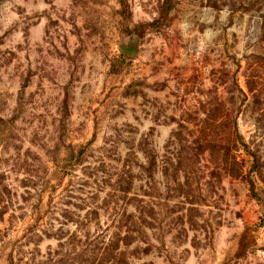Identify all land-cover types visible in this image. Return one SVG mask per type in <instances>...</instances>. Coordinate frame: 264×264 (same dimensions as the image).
<instances>
[{"label": "rangeland", "instance_id": "obj_1", "mask_svg": "<svg viewBox=\"0 0 264 264\" xmlns=\"http://www.w3.org/2000/svg\"><path fill=\"white\" fill-rule=\"evenodd\" d=\"M0 264H264V0H0Z\"/></svg>", "mask_w": 264, "mask_h": 264}, {"label": "trees", "instance_id": "obj_2", "mask_svg": "<svg viewBox=\"0 0 264 264\" xmlns=\"http://www.w3.org/2000/svg\"><path fill=\"white\" fill-rule=\"evenodd\" d=\"M249 183H250V189L252 190V193L254 194V192H255V183L251 179H249Z\"/></svg>", "mask_w": 264, "mask_h": 264}]
</instances>
